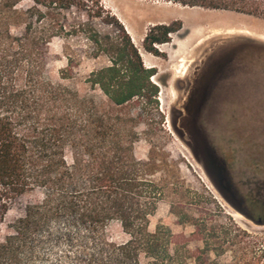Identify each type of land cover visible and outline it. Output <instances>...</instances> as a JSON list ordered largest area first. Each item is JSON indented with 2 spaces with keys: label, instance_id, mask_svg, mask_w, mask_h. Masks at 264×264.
Returning a JSON list of instances; mask_svg holds the SVG:
<instances>
[{
  "label": "trees",
  "instance_id": "trees-1",
  "mask_svg": "<svg viewBox=\"0 0 264 264\" xmlns=\"http://www.w3.org/2000/svg\"><path fill=\"white\" fill-rule=\"evenodd\" d=\"M160 1L264 20V0ZM24 2L29 4L22 7ZM71 10L79 16L68 23ZM95 20L117 23L99 0H0V231L21 197L40 194L8 226L0 264H141L142 256L148 264H187L188 240L178 245L175 240L183 236L162 224L148 229L164 189L151 179L153 164L135 157L131 120L117 113L135 99L156 103L158 87L151 82L156 70L144 66L122 26L103 33ZM180 25L149 28L143 50L160 57L155 46L170 42ZM75 36L84 37L93 58L109 59L86 80L106 97V110L45 76L52 41ZM66 60L73 68L72 59ZM61 78H71L68 69ZM260 186L258 218L264 220V182ZM113 224L126 236L123 241L107 236ZM195 236L205 257L194 258V264H220L207 254L218 258L229 247H238V256L225 264H264V237L233 222L227 228L204 224Z\"/></svg>",
  "mask_w": 264,
  "mask_h": 264
},
{
  "label": "rangeland",
  "instance_id": "rangeland-1",
  "mask_svg": "<svg viewBox=\"0 0 264 264\" xmlns=\"http://www.w3.org/2000/svg\"><path fill=\"white\" fill-rule=\"evenodd\" d=\"M99 1L114 16L117 22L115 26H122L126 33L124 25L130 26L141 48L142 40L152 26L162 21L166 25L174 21L181 24L176 32L169 35L170 42L155 46L161 56L151 57L157 73L154 79L151 78V82L158 87L156 103L144 104L142 100L135 99L117 109L120 117L131 120L129 124L137 136L135 157L153 164L151 179L164 189V199L150 218L149 231L153 232L156 225L162 224L173 234L183 236L175 240L178 245L188 240L186 248L190 255L187 264H194L196 257H205L201 253L202 242L196 240L198 235L192 237L195 230L204 224L209 228H227L233 222L249 235L263 238L264 225L257 224L251 218L264 222L258 218L261 200L259 187L264 182V20L226 11L183 9L160 0ZM28 4L24 2L21 6ZM181 13H185V18L180 17ZM205 14V19L230 21L239 26L232 25L234 32L229 35L223 27H215L221 29L220 35L211 30L205 31L206 24H199L200 27L195 24ZM76 16L79 14L75 10L68 11V23ZM93 23L103 33L112 34L116 30L115 26H106L99 20ZM174 27L178 28L177 25ZM133 35L129 34L132 42ZM234 41L245 44L242 56L248 75L234 81L238 90L234 88L229 95L228 114L212 117L204 133L211 151L224 168V178L218 182L204 170V162L195 156L193 142L197 133L185 103L194 66L222 43ZM90 54V47L83 36L54 39L50 44V60L45 76L53 84L68 87L81 97L92 98L100 109L106 110L110 107L106 97L86 80L92 71L106 67L110 62L104 55L93 58ZM66 56L73 61L74 67L71 69L67 66ZM65 69L69 70L71 78H61V71ZM39 198L38 192H32L12 206L0 231V240L10 232L8 226L13 220L23 214L24 206ZM106 234L117 242L126 238L115 224L108 228ZM237 248L229 247L231 251L218 258L211 252L207 255L210 260H217L220 264L230 263L232 257L238 256L234 253ZM140 262L148 264L143 256Z\"/></svg>",
  "mask_w": 264,
  "mask_h": 264
},
{
  "label": "flooded vegetation",
  "instance_id": "flooded-vegetation-1",
  "mask_svg": "<svg viewBox=\"0 0 264 264\" xmlns=\"http://www.w3.org/2000/svg\"><path fill=\"white\" fill-rule=\"evenodd\" d=\"M245 44L226 42L194 66L193 78L187 91L185 109L193 117L197 137L193 142L195 156L205 162L202 150L209 143L204 133L212 117L228 114L229 95L237 89L235 80L247 77V64L242 56ZM238 90V89H237ZM210 148V147H209Z\"/></svg>",
  "mask_w": 264,
  "mask_h": 264
},
{
  "label": "bare ground",
  "instance_id": "bare-ground-1",
  "mask_svg": "<svg viewBox=\"0 0 264 264\" xmlns=\"http://www.w3.org/2000/svg\"><path fill=\"white\" fill-rule=\"evenodd\" d=\"M183 9H185L186 7H182ZM182 9V10H183ZM189 10H203V9H201V8H188ZM196 13V12H195ZM199 13V12H198ZM184 14L185 13H181V15L182 16H180V17H182V18H185V16H184ZM211 14V13H210ZM173 15H175V14H173ZM180 15V14H179ZM177 17H178V15H176ZM208 16V15H207ZM212 16V15H211ZM219 16H220V14H219ZM223 16V15H222ZM222 16H220V17H222ZM225 16V15H224ZM226 16H228V15H226ZM205 17H206V14L204 15V17H202V19H197L196 21H195V24H202V26L203 25H205L206 24V28L204 29L205 31H209V30H211V31H213V32H215L214 34H217V35H220L221 34V29H216L215 27H223L224 29H225V33L226 34H232L233 32H234V29H233V26H236V24L237 23H233V22H230V21H216V20H208V19H205ZM232 18H234V17H232ZM219 19V18H218ZM224 19V18H223ZM227 19V18H226ZM230 19V18H229ZM193 20V19H192ZM122 22V21H121ZM208 22V23H207ZM244 22V21H243ZM159 24H166V22H164V21H162V22H159ZM245 24V23H244ZM233 25V26H232ZM238 25V24H237ZM239 26V25H238ZM241 26V25H240ZM199 27H200V25H199ZM237 27V26H236ZM235 27V28H236ZM136 29V28H135ZM238 29V28H237ZM126 30H127V32H128V34H131V35H133V32H132V30H131V28H130V26H127L126 25ZM202 32H204L203 30H202ZM237 32H239V33H241V32H243V30H237ZM244 32H246V33H248L249 34V31H247V30H245ZM135 34V33H134ZM133 42L135 43V46H137L138 47V50H139V53H140V55H141V57H142V60H143V62H144V64L146 65V67L147 68H152L153 67V65H152V61H151V54H149V53H147V52H145V51H143V49L139 46V44L137 43L138 41H137V37L135 36V35H133ZM140 42V41H139ZM200 42H202V41H199V43ZM166 45V44H165ZM185 72V68L182 70V74ZM153 79H154V77H152Z\"/></svg>",
  "mask_w": 264,
  "mask_h": 264
},
{
  "label": "water",
  "instance_id": "water-1",
  "mask_svg": "<svg viewBox=\"0 0 264 264\" xmlns=\"http://www.w3.org/2000/svg\"><path fill=\"white\" fill-rule=\"evenodd\" d=\"M156 85V84H155ZM205 155V162L203 168L206 172H209L215 180L222 182L224 178V168L217 160L215 154L207 146L202 148Z\"/></svg>",
  "mask_w": 264,
  "mask_h": 264
},
{
  "label": "crops",
  "instance_id": "crops-1",
  "mask_svg": "<svg viewBox=\"0 0 264 264\" xmlns=\"http://www.w3.org/2000/svg\"><path fill=\"white\" fill-rule=\"evenodd\" d=\"M122 23V25H124L123 24V22H121ZM124 27H125V29H126V26L124 25ZM144 51V50H143ZM141 56V55H140ZM152 58H155V56L153 57V55L151 56ZM145 67H146V65H145ZM154 67V66H153ZM147 68V67H146Z\"/></svg>",
  "mask_w": 264,
  "mask_h": 264
},
{
  "label": "built area",
  "instance_id": "built-area-1",
  "mask_svg": "<svg viewBox=\"0 0 264 264\" xmlns=\"http://www.w3.org/2000/svg\"><path fill=\"white\" fill-rule=\"evenodd\" d=\"M153 82V81H152ZM154 83V82H153Z\"/></svg>",
  "mask_w": 264,
  "mask_h": 264
}]
</instances>
